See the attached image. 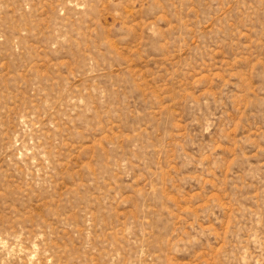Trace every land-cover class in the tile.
<instances>
[{"label":"rangeland","instance_id":"1","mask_svg":"<svg viewBox=\"0 0 264 264\" xmlns=\"http://www.w3.org/2000/svg\"><path fill=\"white\" fill-rule=\"evenodd\" d=\"M0 264H264V0H0Z\"/></svg>","mask_w":264,"mask_h":264}]
</instances>
